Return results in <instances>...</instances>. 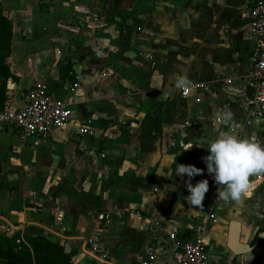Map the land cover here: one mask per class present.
<instances>
[{"label": "crops", "instance_id": "1", "mask_svg": "<svg viewBox=\"0 0 264 264\" xmlns=\"http://www.w3.org/2000/svg\"><path fill=\"white\" fill-rule=\"evenodd\" d=\"M0 3L13 21L8 62L18 77L6 105L22 107L39 80L73 112L67 125L26 141L0 127V234L63 240L74 264H138L150 245L156 264H175L174 246L200 235L207 264H264L260 174L248 198L224 203L202 160L206 141L223 131L256 136L244 109L255 43L248 0ZM64 64L74 79H61ZM181 79L212 88L183 100ZM225 112L227 125L217 119ZM174 158L203 170L190 181L208 180L202 205L187 201ZM231 222L252 250L228 248Z\"/></svg>", "mask_w": 264, "mask_h": 264}, {"label": "built area", "instance_id": "2", "mask_svg": "<svg viewBox=\"0 0 264 264\" xmlns=\"http://www.w3.org/2000/svg\"><path fill=\"white\" fill-rule=\"evenodd\" d=\"M248 3L250 30L255 43L251 51V69L245 80L248 92L247 102L244 105L245 124L255 128V138L264 145V0H248ZM78 87L79 82L70 85L71 90H76ZM211 88L212 86L207 82L185 84L179 87V96L186 100L190 97L191 90L210 91ZM22 101V107L12 108L6 105L0 109V127L15 130L23 141L47 136L52 128L63 127L73 118L69 106L54 98L42 81H34L23 95ZM79 132L92 133L84 128ZM259 179L264 190V173L259 175ZM100 221L108 222L109 216H101ZM174 237L175 232H171L170 238ZM91 252L98 254L94 247ZM172 257L175 264H207L208 245L202 236H195L185 243L176 244ZM156 260L155 246L150 245L147 258L138 264H156Z\"/></svg>", "mask_w": 264, "mask_h": 264}, {"label": "clouds", "instance_id": "3", "mask_svg": "<svg viewBox=\"0 0 264 264\" xmlns=\"http://www.w3.org/2000/svg\"><path fill=\"white\" fill-rule=\"evenodd\" d=\"M179 87L185 86V81L178 82ZM227 125L231 113L225 112L217 118ZM205 148L202 143L197 146L207 150L202 157L207 172L212 175L213 181L221 190L217 191V198L224 202H242L251 195L250 177L264 173V145L252 137L240 138L230 131H223L215 138L206 141ZM175 175H186V199L194 206L202 205L205 193L208 190V180L201 179L192 184L191 178L202 173V169L192 164L176 163Z\"/></svg>", "mask_w": 264, "mask_h": 264}, {"label": "trees", "instance_id": "4", "mask_svg": "<svg viewBox=\"0 0 264 264\" xmlns=\"http://www.w3.org/2000/svg\"><path fill=\"white\" fill-rule=\"evenodd\" d=\"M13 21L5 13L0 3V109L8 101V81H18L12 74L9 58L12 53ZM61 79L66 80L73 71L69 64L60 67ZM0 264H74L72 255L66 251L63 240H53L46 236L26 235L14 232L0 234Z\"/></svg>", "mask_w": 264, "mask_h": 264}, {"label": "water", "instance_id": "5", "mask_svg": "<svg viewBox=\"0 0 264 264\" xmlns=\"http://www.w3.org/2000/svg\"><path fill=\"white\" fill-rule=\"evenodd\" d=\"M240 223L231 222L227 246L236 255L244 254L253 248L240 242Z\"/></svg>", "mask_w": 264, "mask_h": 264}, {"label": "rangeland", "instance_id": "6", "mask_svg": "<svg viewBox=\"0 0 264 264\" xmlns=\"http://www.w3.org/2000/svg\"><path fill=\"white\" fill-rule=\"evenodd\" d=\"M261 252H262V253L264 252V246L262 247V250H261Z\"/></svg>", "mask_w": 264, "mask_h": 264}]
</instances>
